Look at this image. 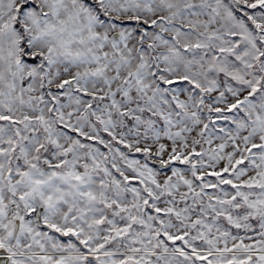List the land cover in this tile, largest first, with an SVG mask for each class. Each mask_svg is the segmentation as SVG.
Segmentation results:
<instances>
[{
	"label": "snow or ice",
	"instance_id": "obj_1",
	"mask_svg": "<svg viewBox=\"0 0 264 264\" xmlns=\"http://www.w3.org/2000/svg\"><path fill=\"white\" fill-rule=\"evenodd\" d=\"M0 264H264V0H0Z\"/></svg>",
	"mask_w": 264,
	"mask_h": 264
}]
</instances>
